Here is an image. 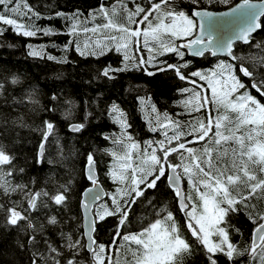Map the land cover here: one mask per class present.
Segmentation results:
<instances>
[{"label": "trees", "instance_id": "1", "mask_svg": "<svg viewBox=\"0 0 264 264\" xmlns=\"http://www.w3.org/2000/svg\"><path fill=\"white\" fill-rule=\"evenodd\" d=\"M238 1L229 0V3L225 4L219 0H200L199 8L223 10ZM27 3L40 13L39 18L23 20L24 23L33 24L35 28L40 29L35 36L18 35L10 26L0 24V29H3V34L0 35V86H2L0 87V146L13 157L10 165L3 166L5 172L11 170L12 174L5 175L3 179L11 186H26L23 189L17 188L8 195L0 189V204L10 206L11 202L15 201L22 206V209L27 208L24 195L26 191H38L43 188L51 194L61 185L67 186L68 190L65 193L67 200L64 205H55L47 201V207H41L39 211L30 215L34 224L44 225L43 236L57 247H62L64 244L61 232L71 234L74 240H80L82 247L78 259L82 264H92V256L85 248L80 209L81 193L90 185L84 175V165L88 154L91 153L96 164L98 181L106 192L105 198L93 209L96 221L93 238L97 244L107 246L106 252L111 256L113 264L117 261L119 264H128L132 260L131 253L125 247H121L123 241L115 235L118 217L108 216L100 221L95 215L101 205L106 204L111 208V194L115 193L118 187H123L111 174L113 171L119 172V165L123 163L122 160H117L111 155L113 151L123 154L121 146L112 142V138L121 136L122 128L109 114L111 106L118 105L125 114L128 127L123 131L131 137V141L125 137L124 143L136 142L140 146L138 150H132V163L135 166L140 163L143 149L147 146L146 142H153V147L157 148V155H162L155 142L165 140V132L168 136L177 131L188 133L191 131L189 124L195 118L207 122L210 112L213 116L217 115L215 106L211 104L201 108L199 112L189 114L191 106L186 108L185 101L191 98L192 93L182 92V89H195L211 97V90L207 88L206 82L191 76L192 72L218 71L217 65L222 61L234 65L243 63L253 72L254 79L244 77L238 68L235 69V74L246 86V89H240V92L247 90L264 104V96L251 87L253 82L264 80V63H262L264 16L260 19V29L252 35L250 43L234 44L233 52L241 57V60L231 61L226 57H211L208 53L199 58L189 57L183 49H180L184 53L182 59L174 52L162 53L161 50L150 53L144 47L141 37L140 51L133 54L137 61L140 58L148 61L150 56L154 57L152 62L138 67L130 66L126 71L114 72L113 78L109 79L100 75L101 69L109 65L112 68L123 67L122 54L113 50L104 55H81L77 45L86 53L91 52L93 47L84 48L85 41L94 45L96 39L103 41V36L83 31H79L77 35H69L74 23L70 17L78 14L81 21L80 29L92 28L106 22L99 13L101 5L111 11L113 6L119 10L123 3L129 10H134L137 4L145 8L149 7V0H27ZM174 4L189 14L193 9L190 0H174ZM2 7L0 6V10ZM56 13L64 15L58 16ZM92 14H95V18ZM116 20L119 23H126L124 13L119 12ZM144 27L146 24L141 25V28ZM44 29H52L54 34L45 35ZM109 31L113 35H119L118 32ZM181 41L186 40H176L175 43L179 44ZM258 44L259 48L256 47ZM29 45L40 52V55H30L32 49ZM111 46L114 48V44ZM151 46L150 43L149 47ZM49 56L55 59H49ZM165 64L177 66L186 64L187 66L182 67L181 71L188 79L180 80L171 69L164 72L157 71L158 67H164ZM148 72H153L154 75H148ZM13 79L17 82L13 83ZM189 81H196V84ZM199 85H203V89L198 87ZM152 106H155L160 113L161 119L163 114L167 113L173 121L180 123L181 128L159 127L156 123V113L151 112ZM45 121L54 125V131L45 142L41 157L39 148L43 140ZM74 124H82L84 127L74 132L71 130ZM153 128L156 130L153 131ZM194 140V135H185L179 142L192 148H200L204 143H188ZM179 142L173 141L172 146H176ZM148 151L151 152V149L149 148ZM169 161L179 163L178 154L173 153ZM182 171L177 169V172L181 173L184 191L191 193L195 198V192L189 186L188 179L183 176ZM128 175L130 178L131 170L128 171ZM143 187L141 185V188ZM251 203L256 205L254 216L256 211H264V200L253 199ZM165 208L183 224L184 212L181 213L178 209L175 190L167 185L166 178H161L155 188L146 189L144 195L131 206L126 225L120 227L121 236L128 232H138L158 218L157 213ZM50 216L57 218L56 225L47 223ZM228 221L235 229H239V233L232 228L229 232L232 242L238 244L240 248H244L246 243L251 241L254 229L261 222L257 220L254 224L248 218L247 211L243 209L239 213L230 214ZM25 224V221H21L17 226L9 225L5 214L0 212V264H32L33 252L36 248L48 255L40 235L37 236L40 243L35 248L28 245L31 230H26ZM182 231L193 245L192 254L185 257L184 264H209L205 253L194 242L190 233L186 230ZM114 238L115 244H113ZM65 255L69 253L65 252ZM215 259L217 264H230L227 257L222 254L217 253ZM37 264L43 262L38 260ZM105 264H108L107 259ZM234 264H249V258L247 255L238 257Z\"/></svg>", "mask_w": 264, "mask_h": 264}, {"label": "snow or ice", "instance_id": "2", "mask_svg": "<svg viewBox=\"0 0 264 264\" xmlns=\"http://www.w3.org/2000/svg\"><path fill=\"white\" fill-rule=\"evenodd\" d=\"M190 2L193 5L190 14L177 8L174 0H159V2L149 0V7L145 8L137 4L134 10H129L123 3L119 10L113 6L111 11L101 5L99 13L104 17L105 23L80 29L81 21L78 14H73L70 19L74 23L68 34L77 35L79 31L98 33L103 36V41L108 42L104 43L101 39H96L93 45L85 41L84 48L93 47V50L86 53L77 45L81 55H104L113 50L122 54L123 67L112 68L109 65L101 69L100 75L109 79L113 78L114 72L126 71L130 66L138 67L152 62L154 57L150 56L148 61H144L143 58L137 61L133 54L140 51L141 37L144 47L150 53L161 50L162 53L174 52L182 59L184 53L180 49L186 48L195 56H203L205 52H210L213 56L224 53L233 61L241 60L242 58L233 52V44L238 40L246 44L251 42L252 33L261 27L258 20L264 16V2L240 0L229 11L219 14L200 10V0H190ZM219 2L227 4L229 0H219ZM0 6H3L0 10V24L10 26L18 35L26 37L35 36L37 31H40L33 24L23 22L24 19L31 20L32 17L40 16V13L36 12L27 0H0ZM119 12L124 13L126 23H119L116 20ZM56 15L64 14L56 13ZM92 15L95 18V14ZM145 24L146 27L141 28V25ZM133 25L135 27H132ZM109 30L118 32L119 35H113ZM43 31L45 35L54 34L52 29ZM2 34L3 29H0V35ZM176 40L187 42L176 44ZM150 43L151 47H149ZM256 47L259 48L260 45ZM29 48L32 49V46L29 45ZM30 55L38 56L40 52L32 49ZM48 58L55 59L52 56ZM186 66V64L181 66L165 64L164 67H158L157 71L164 72L171 69L180 80H187L188 77L181 71V68ZM237 68L244 77L254 79L253 72L243 63L234 65L222 61L217 65L218 71L192 72L191 76L206 82L207 88L211 90V97L195 89H182V92L192 93L191 98L185 101L186 108L191 106L189 114L199 112L201 108L211 104L215 106L217 115L213 116L210 112L207 122L195 118L189 124L191 131L188 133L177 131L168 136L165 132L166 139L155 142L162 155H157V148L153 147V142H146L147 146L143 149L140 163L135 166L132 163V150H138L140 146L136 142L124 143L125 137L131 141V137L123 131L128 127L125 114L118 105L111 106L109 114L122 128L121 136L112 138V142L120 145L123 150L122 155L116 151L111 152L115 159L123 161L119 165L120 171H113L111 174L113 179L118 180L123 187H118L116 192L111 194L112 207L109 208L106 204L101 205L95 215L100 221L108 216L118 217L115 235L122 239L121 247H125L131 253L132 260L128 264H184L185 257L192 254L193 245L182 230L190 233L194 242L205 253L209 264H217L215 259L217 253L227 257L230 264H234L236 258L245 255L249 258V264H264V211H256L254 216L253 211L256 205L251 203L253 199L264 200V104H261L247 90L240 92V89H246V86L235 74ZM147 74L154 75L153 72ZM12 82L17 81L13 79ZM189 82L196 84V81ZM198 87L203 89V85ZM251 87L264 96V80L253 82ZM151 112L156 113V123L159 127L181 128L180 123L173 121L167 113H164L161 119L155 106H152ZM83 127L82 124H74L71 130L78 132ZM53 131L54 125L45 121L39 151L41 157L44 144ZM185 135L195 137L194 141H188V143H204L200 148L186 147L185 143L179 142ZM173 141L179 143L172 146ZM149 148L151 152L148 151ZM173 153L178 154L179 163L169 161ZM12 160L13 157L0 146V189H3L5 195L16 191L17 188L26 187L11 186L7 180L3 179L5 175L12 174L11 170L5 172L3 169V166L10 165ZM93 169L94 160L90 153L87 156L88 179L96 186L97 180ZM169 169L171 173L166 175ZM177 169L183 170L182 174L187 177L189 186L195 192V198L191 193H185L181 189V173H178ZM129 170H131L130 178ZM161 178H166L169 185L175 189L180 210L184 212L183 224L165 208L157 213L158 218L138 232H128L121 236L120 227L126 225L131 206L144 195L146 189L155 188L157 181ZM141 185L144 187L141 188ZM67 190V186L61 185L51 194L43 188L38 191H26L24 195L27 208L23 209L15 201L11 202L10 206L0 204V212L5 214L9 225L17 226L21 221L26 222L25 229L31 230L27 241L29 246L35 248L40 243L37 236H41L48 255L36 248L33 252L32 264H37L38 260L43 264H82V261L78 259L82 247L80 240H74L71 234L61 232L64 244L62 247H57L43 236L44 225L34 224L30 215L32 212L39 211L41 207H47V201L55 205H64L67 200L65 194ZM101 195L100 191L89 188L85 192L88 200L83 202L82 206L90 208L88 201L94 203L101 199ZM242 209L247 211L248 218L254 224L257 220L261 221L253 231L251 241L246 243L244 248L232 242L229 229L232 228L237 233L239 229H235L228 221L230 214L239 213ZM161 213L165 214L161 215ZM47 223L56 225L58 221L55 216H50ZM95 223L96 221L93 220L89 231L85 233L90 241L88 250L92 256V264H105L106 259L108 264H113L111 256L106 252L107 246L97 244L91 235ZM115 243L114 238L113 244ZM65 252L69 255L66 256ZM116 264L119 262L117 261Z\"/></svg>", "mask_w": 264, "mask_h": 264}, {"label": "water", "instance_id": "3", "mask_svg": "<svg viewBox=\"0 0 264 264\" xmlns=\"http://www.w3.org/2000/svg\"><path fill=\"white\" fill-rule=\"evenodd\" d=\"M239 2H240V0H239L237 3H239ZM253 2H255V3H261V2H264V0H253ZM237 3H235V4H237ZM235 4L232 5V6H230V7H228V8H226V9H223V10H212V9H206V8H200V10H206V11H210V12H213V13H217V14H219V13H223V12H227V11H229L231 7H234V6H235ZM191 11H192V10H191ZM190 13H191V12H190ZM262 17H263V16H262ZM262 17L259 18L258 23H260V19H261ZM259 29H260V28H257L256 31L259 30ZM256 31H254V32L252 33V35H253ZM192 38H194V37H192ZM186 42H187V41H181L179 44L186 43ZM236 42H240V43L246 44V43H244L243 41H239V40H238V41H235L234 44H235ZM234 44H233V49H234ZM181 49H183V50L185 51V53L187 54V56H189V57H197V58L201 57V56H195V55H193L189 49H186V48H181ZM206 53L210 54L211 57H226V58H228L229 60L233 61V60L231 59L230 56H228L227 54H224V53H218L216 56H213L210 52H205V54H206ZM39 151H40V148H39ZM39 156H40V155H39ZM93 171H94V174H95V177H96V180H97V185H96V186H94V185L92 184V182L88 179L87 162H86L85 165H84V175H85V177H86V179H87V181L89 182L90 185H89L88 187H86V188L82 191V193H81V198H80V209H81V215H82V230H83V238H84V241H85V248H86V250H87L88 253H90L89 250H88V244L90 243V241H89V239H88V235H86L85 233L89 231V227H90L91 222H92L93 220H95L94 215H93V209H94V206H95L97 203H99L100 201H102V200L105 198V195H106V192H105L104 188L102 187L101 183L98 181V175H97V169H96V164H95V162H94V169H93ZM170 173H171V170L169 169V170L167 171V174H170ZM167 185H168L169 187H171V186L169 185L168 181H167ZM180 187H181V189L184 191L182 180H180ZM89 188H92L93 191H100V192L102 193V195H101V199L95 201L94 203H92L91 201H88V202L90 203V208H84V207L82 206V204H83V202H85L86 200H88V198L85 196V192H86ZM171 188L174 189L173 187H171ZM174 190H175V189H174ZM184 192H185V191H184ZM175 197H176V201H177L178 209L180 210L179 198L176 196V193H175ZM180 212L183 213V211H181V210H180ZM94 230H95V224H94ZM93 233H94V231L91 232L92 237H93ZM90 254H91V253H90Z\"/></svg>", "mask_w": 264, "mask_h": 264}]
</instances>
